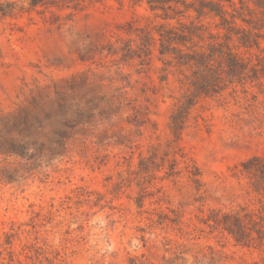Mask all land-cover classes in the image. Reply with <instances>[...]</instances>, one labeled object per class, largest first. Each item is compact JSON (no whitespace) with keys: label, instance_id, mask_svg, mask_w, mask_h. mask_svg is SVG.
Listing matches in <instances>:
<instances>
[{"label":"rangeland","instance_id":"rangeland-1","mask_svg":"<svg viewBox=\"0 0 264 264\" xmlns=\"http://www.w3.org/2000/svg\"><path fill=\"white\" fill-rule=\"evenodd\" d=\"M11 1L13 13L0 14V117L59 91L84 119L52 160L0 154V264H262L203 221L264 202L240 172L264 153V76L200 97L176 137L187 79L161 69L157 43L136 57L141 40L128 30L160 21L145 0L77 10L0 0Z\"/></svg>","mask_w":264,"mask_h":264},{"label":"trees","instance_id":"trees-1","mask_svg":"<svg viewBox=\"0 0 264 264\" xmlns=\"http://www.w3.org/2000/svg\"><path fill=\"white\" fill-rule=\"evenodd\" d=\"M29 6H55L77 10L87 0H23ZM148 10L159 18L156 23L130 28L138 31L141 45L136 57L150 58L156 43L157 59L162 70L175 68L187 79V89L171 115L170 130L178 137L184 122L200 97L218 94L228 84L255 80L264 76V0H145ZM15 2H0V14L11 15ZM212 25L215 30H212ZM132 27V26H131ZM236 48L249 52L245 56ZM256 48L258 53H251ZM124 55L133 51L127 44ZM144 56V57H143ZM143 57V58H142ZM187 71L188 73H185ZM251 72V73H250ZM103 99V98H101ZM110 103V102H109ZM111 104V103H110ZM91 114L92 109H88ZM73 113V114H72ZM68 115V116H67ZM88 115L86 117H88ZM83 114L70 112L64 94L54 97H32L29 103L0 117V154L20 158L61 156L70 129ZM87 121V120H85ZM188 177L199 182V170L180 154ZM176 158L169 163L168 174H174ZM252 190L264 197V153L241 162ZM210 228L228 234L236 244L258 250L264 264V202L258 210L240 206L235 210L212 209L203 221Z\"/></svg>","mask_w":264,"mask_h":264}]
</instances>
